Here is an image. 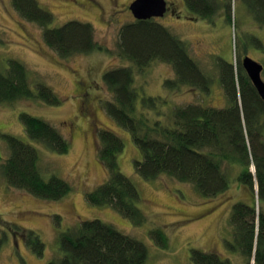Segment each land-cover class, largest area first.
<instances>
[{"label": "trees", "instance_id": "1", "mask_svg": "<svg viewBox=\"0 0 264 264\" xmlns=\"http://www.w3.org/2000/svg\"><path fill=\"white\" fill-rule=\"evenodd\" d=\"M185 1L190 14L212 20L220 12V4L224 3L227 19L232 20L231 0ZM12 2L22 17L40 24L46 44L62 57L92 52L100 47L92 23L70 20L50 27L54 15L38 0ZM240 2L249 20L264 28V0ZM256 42L261 46L259 38ZM118 53L129 63L104 73L103 79L113 97L103 104L107 113L130 131L142 153V158L135 162L136 172L149 180L166 175L191 184L204 197H212L230 188L231 170L238 167L240 172L236 178L252 193L249 201H236L232 206V234L227 245L241 254L243 264H264V210L257 214L258 201L264 202V101L242 62L239 61L237 67L233 61L221 60L219 63L230 101L228 106L213 107L205 104L204 98L201 102L168 107L162 96L140 97L135 86L136 73L154 61L170 64L175 76L166 80V86L174 89L197 87L204 96L213 79L192 56L187 42L155 18H135L120 28ZM30 81L31 74L21 60L8 58L2 62L0 103L29 97L53 105L61 103V96L49 84L43 81L31 84ZM77 91L86 97V90ZM85 97L79 108H83ZM83 110L80 111H88ZM22 119L25 132L31 139L58 153L70 150L69 138L53 123L29 113H22ZM3 139L10 153L0 164V172L9 187L50 200L71 193L73 185L67 179L54 173L46 177L36 146L13 134H3ZM99 144V157L109 176L94 190L86 192L88 202L110 205L133 223L144 224L147 215L139 206L143 200L140 189L120 169L119 156L125 147L124 140L114 130L104 128L99 131ZM56 216L60 218V215ZM152 233L167 246L166 234L157 229ZM30 237L28 243L32 246V242L36 252L42 255L45 242L36 233H31ZM4 240L0 235V248ZM148 258L149 250L143 241L111 223L94 218L63 231L59 237L58 254L48 264H146ZM192 259L194 264L231 263L228 257L198 249H194Z\"/></svg>", "mask_w": 264, "mask_h": 264}, {"label": "rangeland", "instance_id": "2", "mask_svg": "<svg viewBox=\"0 0 264 264\" xmlns=\"http://www.w3.org/2000/svg\"><path fill=\"white\" fill-rule=\"evenodd\" d=\"M38 1L54 15L50 27L70 20L92 23L100 47L62 57L46 44L40 24L22 17L12 0H0V64L8 58L21 60L31 74V84L43 81L61 96L58 105L36 97L0 103V164L10 153L3 134H13L36 146L46 177L54 173L73 185L71 193L63 198L43 199L9 187L0 172V235L5 239L0 248V264H48L58 254L60 234L83 220L94 218L143 241L149 250L146 264H194V249L216 252L228 257L230 264H243L241 254L227 245L232 234L233 204L251 199V190L236 178L240 169L232 168L230 188L212 197H204L191 184L166 175L145 179L135 170V162L142 158V153L130 131L120 126L104 108L103 101L113 97L103 79L104 73L129 63L118 53V40L122 25L135 19L128 7L133 0ZM170 1L177 8L175 13L168 11L155 19L187 42L192 56L208 73L217 76L218 58L226 63L233 61L237 67L244 52L264 63V28L249 20L242 1L231 0V21L227 19L224 3L212 20L194 18L187 9L183 11L185 0ZM188 13L192 19L184 16ZM174 76L170 64L154 61L136 73L135 86L140 97L162 96L168 107L201 102L204 98L207 105H222L223 94L217 85L203 96L197 87L166 86V80ZM77 90H86V97ZM84 97V106L79 108ZM83 109L88 111H80ZM22 113L41 117L57 126L69 138L70 150L58 153L31 139L25 132ZM104 128L114 130L124 140L120 169L140 189L143 200L139 206L147 215L144 224H135L112 206L92 204L86 198V192L94 190L109 176L99 157V131ZM262 210L264 202L258 201L257 214ZM156 229L166 234L167 246L152 233ZM31 233L38 234L45 242L42 255L36 252L32 242L33 247L28 243Z\"/></svg>", "mask_w": 264, "mask_h": 264}, {"label": "water", "instance_id": "3", "mask_svg": "<svg viewBox=\"0 0 264 264\" xmlns=\"http://www.w3.org/2000/svg\"><path fill=\"white\" fill-rule=\"evenodd\" d=\"M130 9L136 19L158 18L167 13L168 2L167 0H134ZM243 67L264 101V63L247 55L243 58Z\"/></svg>", "mask_w": 264, "mask_h": 264}, {"label": "flooded vegetation", "instance_id": "4", "mask_svg": "<svg viewBox=\"0 0 264 264\" xmlns=\"http://www.w3.org/2000/svg\"><path fill=\"white\" fill-rule=\"evenodd\" d=\"M134 1V0H133ZM132 1V2H133ZM168 1V11H171V12H173V13H175V10H177V8H175L174 7V3H172L170 0H167ZM131 2V3H132ZM131 3L129 4V9H130V5H131ZM185 9H187L188 11L190 10L189 9V6L187 5V3H186V1H184V5H183V11H186ZM179 10V9H178ZM183 12L182 10H179V12ZM177 15H180V14H177ZM184 16H186V18L187 19H192L193 17L192 16H190L189 14L188 15H184ZM194 18H196L195 16H194ZM198 19H201V18H198ZM245 53V52H244ZM243 53V55L241 56V61H242V65H243V58L245 57V56H251V55H249L248 53H245L244 54ZM218 57V56H217ZM252 57V56H251ZM254 58V57H253ZM256 59V58H255ZM258 60V59H257ZM220 61H221V58H218V67H219V63H220ZM221 72L222 71H220V69H219V72H218V74H217V76H216V74H211V76H212V79H213V81H212V84H211V87H210V90H209V92H211L212 90H214L213 89V85L215 84V85H217L219 88H220V90H221V92H222V94H223V100H222V105H214V104H210L209 103V105L210 106H215V107H226V106H228L229 104H230V101H229V99H228V96H227V93H226V90H225V87H224V85H223V81H222V76H221ZM253 83V82H252ZM254 85V84H253ZM256 88V87H255ZM197 94V93H196ZM259 94V93H258ZM261 97V96H260Z\"/></svg>", "mask_w": 264, "mask_h": 264}]
</instances>
